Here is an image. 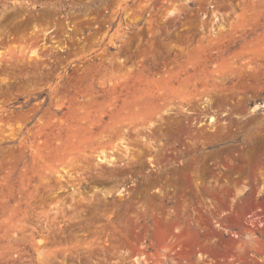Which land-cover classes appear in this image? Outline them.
<instances>
[{
  "label": "rangeland",
  "instance_id": "obj_1",
  "mask_svg": "<svg viewBox=\"0 0 264 264\" xmlns=\"http://www.w3.org/2000/svg\"><path fill=\"white\" fill-rule=\"evenodd\" d=\"M260 203L264 0H0V264H264Z\"/></svg>",
  "mask_w": 264,
  "mask_h": 264
},
{
  "label": "built area",
  "instance_id": "obj_2",
  "mask_svg": "<svg viewBox=\"0 0 264 264\" xmlns=\"http://www.w3.org/2000/svg\"><path fill=\"white\" fill-rule=\"evenodd\" d=\"M221 217L224 216V214L221 212ZM215 224L224 231L226 234H230V236H233L234 238H238V240L241 239H248L252 240L253 237L251 236H258L262 237L264 236V204H255L254 206L250 207L241 217V224L244 228L243 232H240V230L234 228L230 229L226 225V222L222 218L221 220H214ZM248 237V238H247ZM253 241H251L252 243ZM198 255H202L205 257L204 264H255L253 253H249V258L246 260H242L241 258H237L235 255L232 259V261H222L216 263L215 261H212L209 256L205 252H198Z\"/></svg>",
  "mask_w": 264,
  "mask_h": 264
},
{
  "label": "bare ground",
  "instance_id": "obj_3",
  "mask_svg": "<svg viewBox=\"0 0 264 264\" xmlns=\"http://www.w3.org/2000/svg\"><path fill=\"white\" fill-rule=\"evenodd\" d=\"M255 107H257V105H256ZM212 120H213V119H211V121H212ZM111 159H112V160H115V157H114V158H111ZM111 159H110V160H111ZM105 160H106V157H105ZM198 183L200 184V181H199V180L196 181V185H198ZM156 191H157L158 193H161L162 196H164V192H163L161 189L158 188V189H156ZM243 192H244V190L241 191V194H242Z\"/></svg>",
  "mask_w": 264,
  "mask_h": 264
}]
</instances>
